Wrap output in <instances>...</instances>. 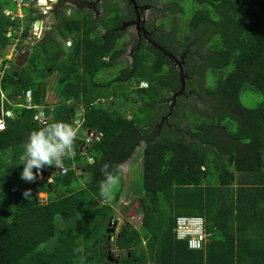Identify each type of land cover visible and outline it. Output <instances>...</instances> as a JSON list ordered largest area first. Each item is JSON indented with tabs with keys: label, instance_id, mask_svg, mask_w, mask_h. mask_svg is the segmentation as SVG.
I'll list each match as a JSON object with an SVG mask.
<instances>
[{
	"label": "trees",
	"instance_id": "trees-1",
	"mask_svg": "<svg viewBox=\"0 0 264 264\" xmlns=\"http://www.w3.org/2000/svg\"><path fill=\"white\" fill-rule=\"evenodd\" d=\"M110 2L96 20L87 9L58 2L60 6L53 8L56 20L48 29L52 35L33 43L26 62L16 69L3 54L17 36L13 27L18 20L4 16L6 7L0 5V264H146V250L153 264H264V0H189V6L171 0L170 7L181 15L187 30H200L195 47L206 45L203 63L210 78L204 92L211 100L203 101L212 113L208 119L194 116L192 126L185 127V103L166 106L157 114L167 100L163 90L177 91L179 83L171 61L153 44L133 47L129 65L121 62L113 79L97 77L120 63L115 60L122 47L116 44L118 32L113 28L121 18L109 15L117 8ZM67 8L70 12L65 14ZM23 10L26 16L17 46L32 19L31 9ZM53 36L63 45L70 40L66 51ZM149 37L174 57L184 53L183 64L192 52V41L177 52V42L186 40V34L175 42L156 32ZM39 49L38 56L49 60L41 71L34 61ZM227 65L231 69L222 72ZM53 70L57 79L51 91L47 77ZM192 71L183 66L186 76ZM113 81L129 82V87L134 82L132 101H145L148 114L122 115L113 102L117 85L108 93V82ZM140 81L145 86L138 87ZM244 93L260 98L245 106L240 101ZM78 106L84 111L77 126L73 115ZM39 111L48 122L62 120L83 130L75 155L65 160V172L54 173L48 182L52 191L44 203H37L35 197L46 191L44 184L23 181V165H18L22 143L42 125L33 117ZM140 111L139 104L136 112ZM164 114L167 124L159 120ZM86 128L100 135L80 151ZM139 142L143 145L142 194L136 196L139 225L123 219L115 241L122 255L107 260L105 229L112 208L99 196L101 167L105 162L120 166ZM71 162L82 171L76 173ZM29 188L33 198L27 200L22 192ZM57 215L60 227H56ZM178 215L203 218L207 237L200 248H187L185 240L174 237Z\"/></svg>",
	"mask_w": 264,
	"mask_h": 264
},
{
	"label": "rangeland",
	"instance_id": "rangeland-1",
	"mask_svg": "<svg viewBox=\"0 0 264 264\" xmlns=\"http://www.w3.org/2000/svg\"><path fill=\"white\" fill-rule=\"evenodd\" d=\"M107 0H99L98 2L95 3L94 7L95 9H89L90 11L92 10V17L93 19H95V17H98L99 14L102 13L103 9H104V5L106 4ZM110 4L115 5L117 8L115 10H109V15H115L117 14L118 16H120L121 18V13L119 12L118 9H120L122 11V14L126 17H131L132 18V12L130 10V4L127 2V0H110ZM140 3H146L148 4V6L146 7L147 9H144L143 13H144V17L142 16V20L139 21V25L143 22L147 23L149 25H152L151 27H153V32L156 33H160L161 35H165L166 37H171L173 42L177 41L176 39L181 38L184 34L187 35L186 40L181 41V43L177 42L178 45L180 47H178V45H176L175 47L177 48V52H181V50L179 51V49H182L183 45H185V43L187 42H191L189 46L192 49V52L188 53V58H187V62H184V64H181V67L183 68V66H185L188 70H193L190 77L189 76H185V78H182L183 80V90H182V94L178 95L177 92H174L173 90H163L162 95L163 97H166L167 100L163 101V103L160 105V108L157 109V114L163 112L166 108V106H176V104H187L186 105V109H187V114L186 115H182V120H183V127L185 126H192V124L196 121V118L194 116H197V118L201 119V118H207L209 117V114L212 113V109L209 108L207 106V102L206 104L204 103V101L206 100H211V97H209L207 94H205L204 92V88L209 85V71L206 69V64L203 63V54L206 50V45L204 44V42L202 43L201 48L199 49L198 47H195V41L197 39V36L199 35L200 30L197 28L194 31H189V29L187 30V25L185 23V21L181 18V15H178V13L173 10L170 6L172 5L171 0H139ZM180 1V3H185L187 6H189V0H178ZM14 3L11 0H0V5L2 7H6V9L8 10H12L11 6ZM137 3V2H136ZM139 4V3H137ZM67 7H69L68 4H65ZM73 7V6H72ZM81 8L85 9V6H82ZM65 13L70 12V10L67 8L65 10H63ZM190 13V12H189ZM39 18L43 21V27H42V32H41V36L42 38L48 34V29L50 24L52 23V17L50 15V13L48 14H44V15H40ZM10 19V18H9ZM113 24V23H112ZM123 27V26H122ZM100 31L101 28L99 27ZM124 34L126 37H124L126 44L125 47L123 48L121 54L117 57V59L115 60L116 63V68H110L107 69L105 71H101L97 74V77H101L102 80L105 81H109L111 79H113V76L115 75L114 72L117 71V67H119L121 65V62H123L124 66H128L129 65V60L131 58V50L129 48L130 44H139V45H145L146 41H144V39L142 37L139 38V40L137 39V36L135 34L134 28L132 25H128L127 27H124ZM48 35H52V33H49ZM54 37V36H53ZM199 37V36H198ZM200 38V37H199ZM55 39V37H54ZM181 40V39H180ZM55 41L61 44V49L63 50H67V48L70 46V40L69 39H65L64 40V45L63 42L55 39ZM10 45V44H9ZM8 45V47H6L4 49V54L3 57H5L7 59L8 57V53H9V48L10 46ZM134 46V45H133ZM6 50V52H5ZM32 51V50H31ZM36 59L34 61H38V71L44 70V61H49L48 59H46L45 57L41 58L38 56V54H42L40 49L38 51H36ZM183 54L182 53L180 56L178 55L177 58H174L173 61H171V64L173 65V67L175 69H177V65L175 63V61H183ZM16 59V58H15ZM148 61V59H146ZM1 61V58H0ZM57 63L59 64V61H57ZM7 64V63H6ZM197 65H201V68L198 70L197 69ZM226 68L222 71V72H227L231 69V65H227L225 66ZM59 72V71H58ZM1 73V71H0ZM224 73V74H225ZM56 72H52L51 74H49V76L47 77V81H48V86L51 87V91H52V86L54 84V82H56ZM102 77H105V79H103ZM213 77V76H212ZM179 79V77H178ZM186 79H187V84H186ZM180 80H178L179 83ZM111 83L109 86V90L108 93L112 94L113 89H115V85H117L116 82H108ZM142 82L140 85L143 86ZM118 90V94L116 92V96H114V104L115 106L118 108V110L120 111V113L124 116L129 118L133 115H135V117H142V116H146V114H148V108L143 109L146 104L145 101L140 102L139 100H136L135 102L132 101V98H135V94L134 91H130L131 88L129 87V82H123V83H119L116 86ZM106 90V86L104 87V92ZM105 94V93H104ZM125 96H129L128 98H125ZM48 98L52 99V95L51 93L48 95ZM112 98V97H110ZM108 98V99H110ZM260 98L259 94H249V93H244L240 95V101L243 105L245 106H252L255 103H257V100ZM55 100V97L53 98ZM101 98V102H102ZM204 100V101H203ZM56 101H57V97H56ZM95 103V101H94ZM140 104V108L142 109V111H140L139 113L136 112L138 111V107ZM103 105V104H101ZM83 107V106H80ZM147 107V106H146ZM10 114V112H8ZM192 115L189 117V115ZM161 118V117H160ZM159 118V120H160ZM42 119L44 120V122L46 121L44 117H42ZM44 122H39L40 124H43ZM164 123V122H162ZM168 123V122H167ZM166 123V124H167ZM76 124V123H75ZM158 125V124H156ZM78 126V125H77ZM87 130V128H86ZM83 130L81 128H79V133H81ZM85 132V131H84ZM86 141V138H85ZM142 142H139V144L135 147L134 151L132 152L131 156L129 158H127L122 164H120L119 167V174L121 177L120 180V184L118 185V187L116 188V190L114 191L113 197L111 200L108 201V203L110 204L109 206H111L112 208V217L110 218V221H117L119 219H125L127 223L132 224L134 227H137L139 225V220H140V213L139 211H136V208L139 205L138 202V198L137 193L142 194L141 192V186H140V167H141V163H140V158H141V149H142ZM81 160H82V156H81ZM84 160V158H83ZM82 160V161H83ZM89 160V159H88ZM72 163V162H71ZM70 163V164H71ZM71 167H74V165L72 164ZM58 173V170L57 172ZM80 186H83V182L82 180L80 181ZM75 184V183H74ZM235 186V184L233 185ZM45 187V185H44ZM46 189V188H45ZM48 191H52V189H46V193ZM118 195V198L115 200V195ZM39 197L43 196V194L39 193L38 195ZM103 201H101L102 203ZM123 206H128L127 208H125L124 212H121L122 207ZM55 223H56V227H60L62 225V222L59 218V215L55 216ZM110 226V225H109ZM108 226V228H109ZM55 237V235L53 236ZM52 237V238H53ZM51 242V239L49 240ZM115 241H116V237L110 236L109 237V241H107V244L109 245V251L112 252L114 255L116 256H121L122 253L119 252V250L114 246L115 245ZM113 242V243H112ZM144 260L146 264H153L150 261V252L149 251H144Z\"/></svg>",
	"mask_w": 264,
	"mask_h": 264
},
{
	"label": "clouds",
	"instance_id": "clouds-1",
	"mask_svg": "<svg viewBox=\"0 0 264 264\" xmlns=\"http://www.w3.org/2000/svg\"><path fill=\"white\" fill-rule=\"evenodd\" d=\"M15 58L12 61H14ZM176 71L178 78L179 77L178 68L176 69ZM182 72H183V68H182ZM185 76L186 75L184 74L183 78H185ZM142 82L143 81L139 82L138 87L141 86L140 84ZM131 86L135 87V83L132 82ZM143 86H145V82L143 83ZM179 89H180V81H179L178 90ZM182 93L183 92H181L178 95H181ZM99 100L101 102V98ZM103 102L104 100H102L101 103ZM171 107L172 106H170V109ZM76 108L82 109V111L80 112V117H81V113L84 111V108H81L80 106ZM40 112L41 111H39L38 113ZM79 121L80 119L77 122H75L76 125L79 124ZM87 129H89V133L88 135H85L84 133V139H83L84 142L79 145V147L81 146V150L85 149L86 146L93 139H97L98 136L100 135V132L91 130L90 128ZM78 134H79L78 128H76L72 123L65 122L62 120L52 121V122L45 121L38 129H34L30 131V133L27 136V139L21 145L22 153L19 157L18 165H23V169L22 172L20 173V178L27 183H33L37 181L38 178L43 179L42 174L45 167H55L56 169L62 170L65 166V160L75 155L76 140ZM119 167H120L119 165H111L108 162H105L102 165L101 172L104 178L99 182V196L102 201L111 200L114 191L120 184L121 177L119 174ZM76 170H80V169H76ZM52 179H53V174L48 178V182H51ZM22 195L27 200L33 198L32 189L29 188L24 190L22 192ZM107 241H109V238L107 239ZM77 251H83V249L79 248L77 249ZM106 254L107 252L105 253V255ZM109 254L113 258L117 257L116 255H113L110 251ZM118 258L120 257L118 256L117 259Z\"/></svg>",
	"mask_w": 264,
	"mask_h": 264
},
{
	"label": "built area",
	"instance_id": "built-area-1",
	"mask_svg": "<svg viewBox=\"0 0 264 264\" xmlns=\"http://www.w3.org/2000/svg\"><path fill=\"white\" fill-rule=\"evenodd\" d=\"M13 10H8L6 8L2 9V13L4 16L12 19L16 18L18 23H16L13 27V31L17 33L16 37H12L9 53L7 59L13 60L16 55L22 51V44H24V39H32L35 41L37 37L40 36L43 27V21L39 18L40 15L48 14L49 11L53 8H48L51 2L54 0H12ZM57 1V0H56ZM55 1V3H56ZM23 8L31 9L29 16L32 17L28 22L27 31L25 35L21 38V44L19 46L16 43L19 40V33L23 29L24 25V17L26 16ZM46 8V9H45ZM37 15V16H36ZM34 16V17H33ZM26 99L28 98V92L25 93ZM5 114H8V111H5ZM38 119L39 122H44L42 119V114L37 113L33 116ZM0 127L2 124L0 122ZM65 167L61 170L58 169V173L62 174L65 172ZM174 237L176 239H181L186 241L187 248L190 249H198L201 245L206 241V231L204 229V220L201 216L197 215H178L175 217L174 225H173Z\"/></svg>",
	"mask_w": 264,
	"mask_h": 264
},
{
	"label": "flooded vegetation",
	"instance_id": "flooded-vegetation-1",
	"mask_svg": "<svg viewBox=\"0 0 264 264\" xmlns=\"http://www.w3.org/2000/svg\"><path fill=\"white\" fill-rule=\"evenodd\" d=\"M99 0H57L56 1V3L54 4V6H53V8L55 7V6H57V3L58 2H61V3H63V4H68L69 6H73V8H81L82 6H85V9H87L91 14H92V10L90 11L89 9H95V7H94V5H95V3L96 2H98ZM105 1V0H104ZM134 1V4H135V9H134V7H133V4H132V2H131V0H127V2L130 4V10H131V12H132V18L130 17H126V16H124L123 14H122V11L120 10L119 12L121 13V19H120V22H119V24L118 25H116V26H114V28H113V30H116L117 32H118V36H117V40H116V44H117V46H121L122 47V50H123V48L125 47V44H126V41H125V39H124V37H126L125 36V34H124V27H127L129 24L130 25H132L133 26V28H134V31H135V34H136V36H137V39L139 40V38L140 37H142L143 39H144V41H146V42H148V43H151V44H153V46H156V47H158L160 50H161V52H162V54L164 55V56H166L167 58H168V60L169 61H173V59L174 58H177V57H174L172 54H170V53H168V52H166V51H164L163 49H162V47H160V46H158L156 43H153V41L150 39V35L153 33V29L151 30V29H149L148 28V26H152V25H149V24H147V23H145L144 25H143V23H144V20H143V22L139 25V21H141L142 20V16L144 17V9H147L146 7L148 6V4H146V3H140V1L139 0H133ZM75 3V5H71V3ZM139 3V4H137V3ZM60 6V3H58V6L57 7H59ZM53 8L49 11V13L51 12V17H52V25H54V19L56 20V15H54V10H53ZM65 14H68V13H65ZM99 15H101V14H99ZM98 15V16H99ZM97 19V17H95V20ZM50 24V26H52ZM50 26H49V28H50ZM123 26V27H122ZM49 28H47V29H49ZM99 28V27H98ZM110 32H112V31H110ZM109 32V33H110ZM111 34V33H110ZM42 38V36H41V34H40V36L39 37H37V39H35V41H33L31 38L30 39H28L27 38V41H28V46H29V51H28V54H29V52H31V50H32V48H31V46H32V44L33 43H35V42H37V40H39V39H41ZM138 43V42H137ZM137 43H135V44H130L129 45V48H130V50L132 51L133 50V47L134 48H137L138 46H139V44H137ZM24 45H25V43L24 44H22V49H23V47H24ZM122 50H121V52H122ZM121 52H120V54H121ZM119 54V55H120ZM130 55H131V53H130ZM28 56V55H27ZM172 57H174V58H172ZM104 58H106V56H104ZM27 59V58H26ZM131 59V58H130ZM130 61V60H129ZM13 62V67H14V69H16V68H18V67H20V66H22L25 62H26V60L24 61V62H21L20 64H16L15 62H17L16 61V59H15V61H12ZM51 68H47V70H50ZM52 72H54V70L52 71ZM51 72V73H52ZM13 73H14V70H13ZM81 108H83V107H81ZM165 115L166 114H164V115H162V117L160 118V121L161 122H164V123H166V117H165ZM111 227V226H110ZM109 227V228H110ZM112 228H113V226H112ZM108 229V228H107ZM110 236H113V237H115L114 236V233L113 232H109V233H107V237L109 238ZM106 237V238H107ZM107 238V239H108ZM109 248V245L107 244V242H105L104 243V249H105V253L109 250L108 249ZM120 252V251H119ZM112 253V252H111ZM121 253V252H120ZM113 254V253H112ZM114 255V254H113Z\"/></svg>",
	"mask_w": 264,
	"mask_h": 264
},
{
	"label": "water",
	"instance_id": "water-1",
	"mask_svg": "<svg viewBox=\"0 0 264 264\" xmlns=\"http://www.w3.org/2000/svg\"><path fill=\"white\" fill-rule=\"evenodd\" d=\"M55 1L56 0H54L53 2H51L50 3V5H48V7H47V9L49 8H52L53 6H54V4H55ZM131 2H132V4H133V7H134V9H135V4H134V1L133 0H131ZM71 5H75V3H71ZM46 9V8H45ZM50 14H51V12H50ZM8 34V33H7ZM24 43H25V45H24V47H23V49H22V51H20V53L17 55V57H16V61L17 62H15L16 64H20L21 62H24L25 60H26V58H27V55H28V51H29V46H28V41H27V39H24ZM15 61V60H14ZM175 63H176V65H177V68H178V75H179V80H180V89L177 91V94H180L181 92H182V88H183V80H182V78L184 77V74H183V72H182V67H181V64L183 63V61L181 60V61H175ZM82 111V109H79V108H75L74 109V115H73V120H74V122H77L79 119H80V112ZM41 113V112H40ZM166 117V116H165ZM88 133H89V129H87L86 130V132H85V135H88ZM81 148V146L78 148V149H80ZM76 168H78V167H76ZM80 169V168H79ZM57 170L58 169H56L55 167H45V169L43 170V179H40V178H38L37 179V181H35V182H33V183H38V182H41V183H43L44 185H45V188L46 189H52L51 188V186L48 184V178L53 174V173H56L57 172ZM87 171H88V169H87ZM40 192H42V191H40ZM40 192H37L36 194H35V197H36V202L37 203H44L45 202V198H43L44 197V192H42L43 193V196H41V197H39L38 195H39V193ZM123 223V220L122 219H119V220H117V221H113V222H111L110 221V218L107 220V227L111 224V227L109 228V229H105V232H113L114 233V236L117 238L118 237V232H119V230H120V226H121V224ZM124 224H126V222L124 223ZM112 226H113V228H112ZM128 254V253H127ZM107 256H106V259L107 260H112V259H114V260H116L117 259V257H116V259L115 258H112V256L109 254V251H107V254H106Z\"/></svg>",
	"mask_w": 264,
	"mask_h": 264
},
{
	"label": "crops",
	"instance_id": "crops-1",
	"mask_svg": "<svg viewBox=\"0 0 264 264\" xmlns=\"http://www.w3.org/2000/svg\"><path fill=\"white\" fill-rule=\"evenodd\" d=\"M79 150H81V148H80ZM89 161H90V159H89ZM72 164L74 165L75 168H76V166L78 167V165H76L75 162H72ZM72 164H71V166H72ZM79 168H80V170H77L76 173H79V171H82V167H79ZM76 169H77V168H76ZM53 174H54V173H53ZM79 180H80V179H79ZM42 192H44V197H43V198L46 199V195H47V193H46L45 191H42Z\"/></svg>",
	"mask_w": 264,
	"mask_h": 264
},
{
	"label": "bare ground",
	"instance_id": "bare-ground-1",
	"mask_svg": "<svg viewBox=\"0 0 264 264\" xmlns=\"http://www.w3.org/2000/svg\"><path fill=\"white\" fill-rule=\"evenodd\" d=\"M40 193H42V192H40Z\"/></svg>",
	"mask_w": 264,
	"mask_h": 264
}]
</instances>
